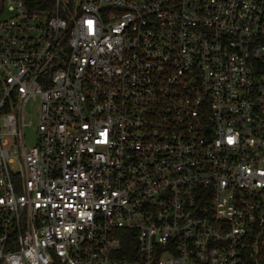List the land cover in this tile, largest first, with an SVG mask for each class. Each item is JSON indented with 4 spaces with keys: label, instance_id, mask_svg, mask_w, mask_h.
Wrapping results in <instances>:
<instances>
[{
    "label": "built area",
    "instance_id": "obj_1",
    "mask_svg": "<svg viewBox=\"0 0 264 264\" xmlns=\"http://www.w3.org/2000/svg\"><path fill=\"white\" fill-rule=\"evenodd\" d=\"M27 3L0 0V264H264V0Z\"/></svg>",
    "mask_w": 264,
    "mask_h": 264
},
{
    "label": "rangeland",
    "instance_id": "obj_2",
    "mask_svg": "<svg viewBox=\"0 0 264 264\" xmlns=\"http://www.w3.org/2000/svg\"><path fill=\"white\" fill-rule=\"evenodd\" d=\"M26 121L31 120L34 125L26 128L24 141L26 146H32L36 141V124L38 120V105L37 102H30L25 110Z\"/></svg>",
    "mask_w": 264,
    "mask_h": 264
},
{
    "label": "trees",
    "instance_id": "obj_3",
    "mask_svg": "<svg viewBox=\"0 0 264 264\" xmlns=\"http://www.w3.org/2000/svg\"><path fill=\"white\" fill-rule=\"evenodd\" d=\"M28 1V0H25ZM52 0H40V3H27V5H30L31 7L34 8H45L47 6H51ZM122 234H127L130 237L132 236L131 239H128V237H123V242H124V247L134 249L135 250V239L133 238V234L129 231L126 230H121ZM134 239V241H133Z\"/></svg>",
    "mask_w": 264,
    "mask_h": 264
},
{
    "label": "snow or ice",
    "instance_id": "obj_4",
    "mask_svg": "<svg viewBox=\"0 0 264 264\" xmlns=\"http://www.w3.org/2000/svg\"><path fill=\"white\" fill-rule=\"evenodd\" d=\"M231 143V141H229Z\"/></svg>",
    "mask_w": 264,
    "mask_h": 264
}]
</instances>
